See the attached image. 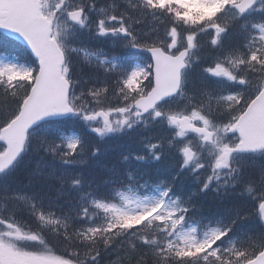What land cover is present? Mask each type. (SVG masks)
<instances>
[{
    "label": "snow or ice",
    "instance_id": "1",
    "mask_svg": "<svg viewBox=\"0 0 264 264\" xmlns=\"http://www.w3.org/2000/svg\"><path fill=\"white\" fill-rule=\"evenodd\" d=\"M0 33V264H264V0H0Z\"/></svg>",
    "mask_w": 264,
    "mask_h": 264
},
{
    "label": "trees",
    "instance_id": "2",
    "mask_svg": "<svg viewBox=\"0 0 264 264\" xmlns=\"http://www.w3.org/2000/svg\"><path fill=\"white\" fill-rule=\"evenodd\" d=\"M152 22L148 21L146 22L145 26H144V30H147V28L149 26H151ZM0 35H2V33H0ZM160 37L163 38V28L161 27L160 33H159ZM86 39V38H85ZM209 39V37L207 36H202L200 38L201 43H205L207 40ZM19 43V42H17ZM96 48H102L103 50L107 51L110 55H128L130 53H136L137 50L135 49H122V48H113V46L111 45V42L109 41H104L103 43L98 42V41H92L91 42V50H95ZM11 51L13 54L16 55H23V46L21 45L19 48L15 47V46H9L7 49H0V51ZM210 51V49L207 47V45L205 46L204 49V55H207L208 52ZM148 58V54L147 53H140L138 55L135 56V59L133 62H136L137 60L140 59H144L146 60ZM76 65H77V76L81 79V87L86 89L89 87H102L104 86L105 83L108 84L109 88H110V93L109 95L111 96V88L114 86L113 82L115 77L110 75V74H105L103 72V70H97L92 66H88L86 63H81L79 60L76 61ZM197 73H199V67L197 68ZM71 130V128H70ZM76 131H79V129H76ZM150 136H154L157 138H161V137H169L172 135V133L170 132V130H168L167 128H165L164 126L161 125H156L155 129L148 132L147 133ZM89 142L92 144H95L97 142V140H99V138H94V134L93 136H89L88 137ZM155 142V141H153ZM108 146H110L112 148V151H110L109 153L105 154L104 156H102L100 158L99 164H97L96 161H91L90 164L91 166L88 168H84V172L86 174L91 173V174H99L101 172V168L102 166H109L111 167L119 158V153L121 151L124 150L125 148V140L121 139V138H116L113 139L112 141L108 142ZM110 153H115L116 156L113 157L111 156L109 158V160L106 161V157H108V155ZM185 187H188V184H185ZM211 197H205V200L210 199ZM20 218L21 217H17ZM26 218V217H25ZM33 222L30 220V223ZM46 236L48 237V239L53 243L56 244L57 243V239L54 235H52L50 232H45Z\"/></svg>",
    "mask_w": 264,
    "mask_h": 264
},
{
    "label": "bare ground",
    "instance_id": "3",
    "mask_svg": "<svg viewBox=\"0 0 264 264\" xmlns=\"http://www.w3.org/2000/svg\"><path fill=\"white\" fill-rule=\"evenodd\" d=\"M111 156L115 157L116 154H115V153H110V154L108 155V157H106V161L109 160V158H110ZM22 175H23V174H22ZM24 185H27V180H26V179H24L23 182H22V186H24Z\"/></svg>",
    "mask_w": 264,
    "mask_h": 264
}]
</instances>
